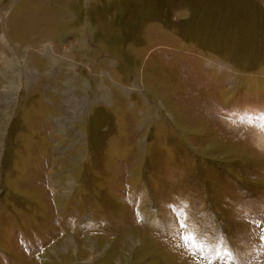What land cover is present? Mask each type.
<instances>
[{"label":"rangeland","instance_id":"1","mask_svg":"<svg viewBox=\"0 0 264 264\" xmlns=\"http://www.w3.org/2000/svg\"><path fill=\"white\" fill-rule=\"evenodd\" d=\"M0 264H264V0H0Z\"/></svg>","mask_w":264,"mask_h":264}]
</instances>
